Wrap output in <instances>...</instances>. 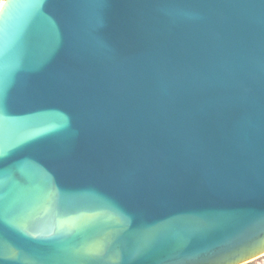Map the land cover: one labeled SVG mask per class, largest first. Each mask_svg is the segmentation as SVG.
<instances>
[{
    "label": "water",
    "instance_id": "water-1",
    "mask_svg": "<svg viewBox=\"0 0 264 264\" xmlns=\"http://www.w3.org/2000/svg\"><path fill=\"white\" fill-rule=\"evenodd\" d=\"M264 255V0H4L0 264Z\"/></svg>",
    "mask_w": 264,
    "mask_h": 264
},
{
    "label": "rangeland",
    "instance_id": "rangeland-1",
    "mask_svg": "<svg viewBox=\"0 0 264 264\" xmlns=\"http://www.w3.org/2000/svg\"><path fill=\"white\" fill-rule=\"evenodd\" d=\"M1 1L4 2V0H1ZM244 264H264V255H262L259 258L254 259V260H251L247 263H244Z\"/></svg>",
    "mask_w": 264,
    "mask_h": 264
},
{
    "label": "bare ground",
    "instance_id": "bare-ground-1",
    "mask_svg": "<svg viewBox=\"0 0 264 264\" xmlns=\"http://www.w3.org/2000/svg\"><path fill=\"white\" fill-rule=\"evenodd\" d=\"M4 2L0 0V10L2 9Z\"/></svg>",
    "mask_w": 264,
    "mask_h": 264
}]
</instances>
